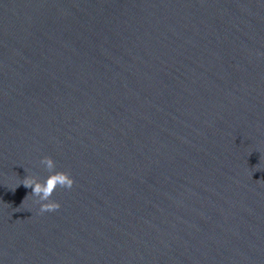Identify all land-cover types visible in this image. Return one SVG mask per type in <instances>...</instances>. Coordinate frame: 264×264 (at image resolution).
Here are the masks:
<instances>
[{"label": "water", "instance_id": "95a60500", "mask_svg": "<svg viewBox=\"0 0 264 264\" xmlns=\"http://www.w3.org/2000/svg\"><path fill=\"white\" fill-rule=\"evenodd\" d=\"M0 264H264V0H0Z\"/></svg>", "mask_w": 264, "mask_h": 264}, {"label": "clouds", "instance_id": "9594fccd", "mask_svg": "<svg viewBox=\"0 0 264 264\" xmlns=\"http://www.w3.org/2000/svg\"><path fill=\"white\" fill-rule=\"evenodd\" d=\"M40 163L44 165L50 173L46 180L40 182L35 176H26L21 183L26 188L32 189L31 195L39 198L37 203L40 204L39 210L41 214L45 212H55L61 205L51 199L53 193L57 188L71 190L75 181L68 172L55 171L56 162L51 157H43Z\"/></svg>", "mask_w": 264, "mask_h": 264}]
</instances>
